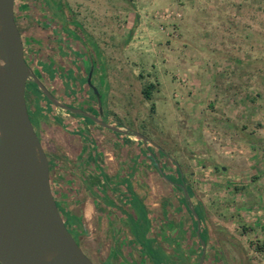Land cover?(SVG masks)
I'll return each mask as SVG.
<instances>
[{"label":"rangeland","instance_id":"1","mask_svg":"<svg viewBox=\"0 0 264 264\" xmlns=\"http://www.w3.org/2000/svg\"><path fill=\"white\" fill-rule=\"evenodd\" d=\"M21 1L15 0L14 9L17 23L26 38L30 25L22 14L25 8L20 6ZM64 4H71L72 18L93 36L102 50L109 83L108 118L147 137L150 142L146 145L137 137L134 139L143 144L147 155L153 153L159 157L157 161L161 170L168 171L170 163L160 155L159 149L175 156L174 159H179L176 151L182 153L187 161L182 171L187 173L189 170V175L193 167H197L199 155L203 157L207 150L210 151L204 156L207 162L210 155H225L222 153L226 147L225 151H240L247 158V164H244L248 166L246 173L259 174L255 179L248 175L252 188L258 196L261 193L264 196V0H64ZM76 31L84 37L81 30L76 28ZM149 83L155 87L150 90V101L142 93L143 87ZM87 93L93 98L91 90ZM233 99L238 102L234 106L236 108L229 104ZM151 101L155 105L153 112ZM47 107L48 110L54 108L49 103ZM237 112L239 116L236 117ZM29 114L36 127L40 114L36 116L32 110ZM225 114L231 117V123L225 121ZM90 129L92 139L103 147L105 155L102 159L109 161L111 166L116 165L121 157L116 156L109 138H114V135L105 128ZM230 130L232 137L234 130H240L242 135L245 133L247 143L237 136L228 143L229 139L225 137ZM40 131L47 146L45 136L48 131L43 128ZM197 140L201 143L199 148L195 146ZM47 149L52 153L51 147ZM65 165L68 167L71 163ZM154 165L157 166L156 163ZM61 168L62 177L58 175L59 171H56L58 178L50 173V183L68 227V217L59 202L60 179L64 180L63 175L67 174L64 163H61ZM170 170L177 173L174 166ZM128 172H132L131 167ZM138 176L141 177L140 174ZM231 177L238 179L239 183L247 180L238 175ZM138 187L145 192L140 182ZM120 191L124 192V189ZM118 198L121 205L126 202L132 207L131 212L121 209L117 218L122 226L119 230L120 245L126 246L129 236H132L154 264L185 263L186 259L181 258L185 248L180 250L178 237L173 233L171 236L163 234L166 230L159 223L154 226L155 234L150 232L145 208L136 196L127 200ZM261 201L264 204V198ZM252 205V210L259 211L260 207L255 206L257 202ZM245 208L244 205L240 207L243 216ZM183 209L190 212L186 205ZM82 222L87 233L77 236L71 227L68 229L88 257L99 264L106 252L103 248L109 246L108 236L101 234L99 239V234L88 233V222ZM95 224H99L96 230L103 231L99 218L94 220V227ZM260 230L264 228L257 226L252 232L247 231L251 234V241L247 236L244 238L245 248L241 252L235 251L230 264H264V257L259 258V253L263 252L260 244L264 241V233ZM170 244L174 253L170 250L171 254L167 255L165 248H171ZM133 262L123 259L117 264L139 263L137 260ZM102 264H114L112 257Z\"/></svg>","mask_w":264,"mask_h":264},{"label":"crops","instance_id":"2","mask_svg":"<svg viewBox=\"0 0 264 264\" xmlns=\"http://www.w3.org/2000/svg\"><path fill=\"white\" fill-rule=\"evenodd\" d=\"M61 3L65 12L64 0H61ZM20 6L25 8L22 14L28 18L27 21L30 25L29 34L34 38L30 52L39 51L38 48H40L45 51V54L56 57L54 50L62 48L61 45L63 43L60 42L61 40L57 37L58 33H55V29H53L55 26L53 23L57 19L50 16L53 14L51 11L53 8H49V2L47 0H22ZM27 13L30 14L27 15ZM42 51L40 52L42 53ZM41 55L43 56V54ZM237 103L233 99L230 100L229 104L234 107L237 106ZM151 111L153 112L154 110ZM237 116H239L238 112ZM223 118L231 123L229 115L225 114ZM215 119L213 118V120ZM222 120L221 118L220 121ZM190 121L193 120L191 119ZM40 122L42 123V121ZM42 128L44 131H48L47 136H45L47 141L49 143L56 142L59 146V149L53 152L54 160L50 169V173L53 174L51 175L56 178H58V175L62 177L61 169L63 168H61V163H64V168L66 169L65 172L67 174L63 175L64 180L60 179L62 189L59 202L66 217H68V222L66 221L68 227H71L77 236L87 233L82 222L85 220L88 222V233L99 234V239L101 234L105 235V237L108 236L109 246L103 248L106 252L99 264H102L109 257H112L114 264L122 263L123 259L131 263H135L133 261L137 260L139 263L136 264H154L149 254L147 252L144 254L143 246L141 245L140 247L136 244L137 242L133 240L132 236H129L126 246L118 243L121 234L119 230L122 227L117 220L120 210L122 209L123 212L132 211V207L128 203L122 202L123 205H121L118 197H123L127 200L130 196H136L145 208L151 226L150 232L155 234L154 226L159 223L167 232L158 233L168 234L169 236L173 233L175 237H178L180 250L185 248L184 255L181 253V258L186 259L184 264L197 263L199 258L197 254H200V250L193 214L183 209L182 206L184 204L181 205L179 203L176 191L174 192L173 190V185L167 183L159 173L156 165H154L155 162L151 158L153 153H151L150 149L147 148L151 153L147 155L143 144L132 137L116 135H114V138L109 137L112 140L116 156L121 157V160L116 165L113 164L112 167L109 161L102 159L105 152L102 150L103 147H101L100 143H96L95 139H89L85 135L86 133H83V136H71L64 134L61 130H57L53 134L50 127L43 123ZM232 132H234L233 137L237 136L247 143L245 133L242 135L240 130ZM233 137L230 130L225 139H229L228 143H231ZM197 141H195V146L199 148L201 143ZM205 145L207 149H210L207 144ZM223 148L225 153L223 152L222 154L225 155H220V157L219 153L217 156L210 155V159L206 162L204 156L210 153L207 150L203 157L199 155L198 165L193 167V171H190L189 175V170L187 173L183 172L186 176V186L191 192L192 202L198 209L197 211L201 216L205 230L204 236L207 245L204 264H230L232 257L236 255L235 251L238 252L239 250L241 252L245 248L244 238L247 236L249 241H251V234L247 231L252 232L251 230L253 228L257 229V226L264 228V204L261 201L264 196H262V193L258 196V193L252 188L253 183H250L248 179L249 173H246L248 166H244V164H247V158L243 157L240 151L236 152L231 147L232 152L229 150L225 151L226 147ZM234 149L237 150V148ZM176 154L179 159H175L180 168H185L187 161H185L184 156L177 151ZM156 159H159V157ZM67 162L71 163L68 167L65 165ZM203 162L206 164H202ZM104 163H106V166ZM129 167L132 168L130 173L128 172ZM217 169H220V171L218 172ZM56 171H59L58 175ZM163 173H167V171L164 170ZM236 175L245 177L247 180L239 183L238 179H232L231 177ZM256 175L259 176V174L253 173L249 177L250 179H255ZM226 178L229 179L226 180ZM137 179L138 182L136 184ZM139 182L143 185L145 192L139 189ZM121 188L124 189V192L120 191ZM256 202L257 205L255 206L260 207L259 211L251 209L252 203ZM241 205L246 207L244 216L240 210ZM228 212L229 215H226ZM98 218L101 220L103 231L96 230L99 224H95V227L93 226L94 220ZM261 219L263 220L261 221ZM241 221L242 223H240ZM260 231L264 233V230ZM179 237H183V239L180 240ZM249 241L247 242L248 244H250ZM162 242L165 243V241ZM170 245L171 248L169 245V248H165L167 255H170V250H173L172 244ZM260 247H263V252L257 253H259V258H263L264 241L263 243L261 242ZM115 248H117L116 252H113ZM143 260L144 262H142ZM93 263L98 264L94 261ZM262 263H264V258ZM157 264L163 263L159 262Z\"/></svg>","mask_w":264,"mask_h":264},{"label":"water","instance_id":"3","mask_svg":"<svg viewBox=\"0 0 264 264\" xmlns=\"http://www.w3.org/2000/svg\"><path fill=\"white\" fill-rule=\"evenodd\" d=\"M15 0H0V264H94L68 229L52 192L48 157L29 117L25 89L33 80L55 106L81 114L102 127L132 134L81 109L59 103L38 81L24 59L14 16ZM97 102L100 97L96 89ZM159 173L162 170L156 166ZM186 206L201 222L183 184ZM199 264H203L205 242Z\"/></svg>","mask_w":264,"mask_h":264},{"label":"flooded vegetation","instance_id":"4","mask_svg":"<svg viewBox=\"0 0 264 264\" xmlns=\"http://www.w3.org/2000/svg\"><path fill=\"white\" fill-rule=\"evenodd\" d=\"M63 9L64 8L62 6V10ZM51 11L53 14H51L50 16L57 19V21L53 23L55 25L53 29H55V33H58L57 37H59V40H61L60 42L63 43V45H61L62 48H59L62 51H60L58 48L54 50L56 57L45 54V51H42L40 48H38L39 51H35L33 53L30 52L31 45L33 46L34 38H32L28 33V35L26 34V38L23 37L22 29L18 26L19 24L16 21L14 9L15 21L20 31L23 43L24 59L31 71L34 73L35 77L38 79L40 84L55 99H57L59 103L81 109L84 112H87L88 114L109 124L121 126L119 127L121 129L135 131L131 128H128L127 126H124L123 124V126L120 125V123H117L115 120H110L108 118L109 111L106 102L108 98L109 83L106 80V70L104 69L103 53L98 45V42L83 28L80 23H78L77 20L72 18V11L70 6H66L65 12L63 10L62 17L57 15L55 10ZM67 11L69 12V17ZM76 28L81 30L84 37H82V35H80L78 31H76ZM40 51H42V53ZM41 54H43V56ZM94 89H96L99 94L100 104L97 102ZM90 90L93 93V98H91V96L87 93ZM41 97H43L44 99H42ZM25 99L28 113H31L32 110L36 113V116L40 114V120L37 126L34 127L36 133L39 136L42 147L48 157L50 169L51 163H53L54 160L53 152L57 151L59 149V146L56 142H48L47 146L46 144H44L45 142L43 141V136L40 131V129L42 128V123H50L49 127L53 131V134H55L57 130H61L64 134L71 136H83V133H86L85 135L89 139H92L90 132L91 127L99 129L105 128L81 114H76L74 112L67 111L60 106L53 105L44 96L41 89L33 80H29L26 82ZM48 103L54 106L52 110H48ZM37 108H39V111ZM43 116L46 118L43 119ZM40 121H42V123ZM31 122L33 123L32 119ZM70 124L74 127H72ZM107 130L116 136L135 138V136L130 133L124 134L112 131L110 129ZM77 131H79V133ZM147 144L149 143L147 142ZM49 147L52 148V153H50V151L47 149ZM159 153L170 163V167H168L169 170L167 169V173H163L162 171L164 176L162 175V173L160 174L167 181V183L173 185V190L174 192L176 191L177 199L179 203L183 205L184 203L182 196L184 197V195L180 184H183L188 192L189 188L186 186V176L184 175L178 162L171 155L161 149H159ZM152 155H154L155 159L157 158L155 154ZM172 166L176 167L177 169V177V173H171L172 171L170 170V168ZM176 178L178 179L176 180ZM190 198L192 202V196ZM192 205L195 210L196 206L193 204V202ZM196 213L198 214V212ZM70 232L72 233V231ZM196 237L198 240L199 250L201 252L199 258L197 259L198 262L200 261L203 248L199 241L201 237L199 238L197 234ZM206 245L207 244L205 242L203 264L206 257Z\"/></svg>","mask_w":264,"mask_h":264},{"label":"trees","instance_id":"5","mask_svg":"<svg viewBox=\"0 0 264 264\" xmlns=\"http://www.w3.org/2000/svg\"><path fill=\"white\" fill-rule=\"evenodd\" d=\"M47 2H49V8H53V10H55V12H56V14L57 15H59L60 17H62V14H63V10H62V3H61V0H47ZM155 87H154V85L152 84V83H149L148 85H145L144 87H143V89H142V93H143V95H144V97L147 99V100H151L152 98H151V91H153V89H154ZM151 90V91H150ZM104 102V101H103ZM151 110H153L154 109V104H152V106H151V108H150ZM78 133H79V131H77ZM162 154H163V152H162ZM151 158L153 159V161L155 162V163H157V160L155 159V157H154V155H152L151 154ZM51 167V166H50ZM217 171L219 172L220 171V169H217ZM162 175L164 176V174L162 173ZM188 192H189V196L191 197V195H190V189H188ZM182 199H183V203H184V205H186V201H185V199H184V197L182 196ZM57 202V201H56ZM195 210H196V212H198L197 210V208L195 207ZM199 216V219H200V222H201V230H200V237H201V239L203 240V241H205L206 242V238H205V230H204V226H203V222H202V219H201V216L200 215H198ZM194 220H195V226H196V224H197V221H196V219L194 218ZM195 230H196V227H195ZM260 248V247H259ZM202 251V250H201ZM200 254H201V252H200Z\"/></svg>","mask_w":264,"mask_h":264}]
</instances>
